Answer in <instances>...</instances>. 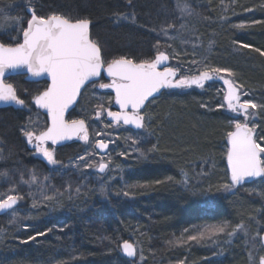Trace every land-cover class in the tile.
<instances>
[{
    "label": "trees",
    "instance_id": "trees-1",
    "mask_svg": "<svg viewBox=\"0 0 264 264\" xmlns=\"http://www.w3.org/2000/svg\"><path fill=\"white\" fill-rule=\"evenodd\" d=\"M29 8L38 16L55 13L90 20L91 37L105 61L120 56L153 60L163 52L179 76L214 68L231 71L247 98L260 106L251 123L257 127L256 141L264 144V0H0V42H20ZM7 82L28 107L0 110V173H6L0 175V198L23 197L14 206L15 218L0 216V264H134L119 251L131 238L142 247V264H167L174 257L183 264H259L264 256L261 236L254 251L242 236L179 249L169 243L185 230L206 224L238 226L254 220L260 235L264 230V178L231 193L215 188L217 172L228 177L226 140L239 119L219 107V82L206 83L201 90L166 89L145 109V129L121 131L123 139L111 149L110 176L99 184L86 172L91 179L76 194L85 174L78 162L84 148L75 142L55 149L63 167H50L35 157L21 129L35 116L40 131L46 126L31 100L39 90L23 76ZM95 94L91 101L96 106L107 105L112 97ZM87 95L69 118L85 119L93 127ZM130 136L139 137L134 148ZM153 145L156 150L150 151ZM184 173L187 187L181 183ZM33 174L45 182L44 188L36 190ZM136 184L152 188L127 191ZM256 184L259 192L249 193L247 187ZM123 192L129 195H118ZM44 195L54 199L44 200Z\"/></svg>",
    "mask_w": 264,
    "mask_h": 264
},
{
    "label": "snow or ice",
    "instance_id": "snow-or-ice-1",
    "mask_svg": "<svg viewBox=\"0 0 264 264\" xmlns=\"http://www.w3.org/2000/svg\"><path fill=\"white\" fill-rule=\"evenodd\" d=\"M30 14L31 19L26 22L27 26L21 29L22 43L17 42L14 46L0 43V102L6 105L28 107L25 100L17 95V88L12 83L6 82V73L19 74L20 70L26 69L27 74L32 78H50V85L35 95L34 103L38 108L47 110L51 126L40 132L21 129L27 138V143L33 145L35 153L42 156L50 165L63 167L56 159L54 151L48 148V141L57 144L76 137L85 143L89 142L88 126L85 120H66L65 113L80 96L81 88L89 81L95 83L94 78L101 75L105 64L107 65L106 72L112 80L110 83H100L98 87L114 89L115 103L121 109L119 112L108 111L107 116L111 117L116 124L122 122L125 125H133L136 129L146 128V113H142L141 109L145 107V102L149 101V97L159 93L162 88H190L193 85L203 88L206 81L213 79L210 72L205 70L198 75L183 76L173 82L177 75L176 70L170 67H165L163 71L158 70V66L168 60V56L163 52H159L153 60L137 62L127 56H120L111 61H105L101 54L100 44L90 36V20H72L55 13L47 17L38 16L34 9H30ZM165 35H167L166 30ZM244 47L249 46L244 45ZM257 51L260 50L257 49ZM261 54L264 55V53ZM212 71L219 73L228 70L213 69ZM224 83L229 86L225 99L232 112H242L247 117L250 115L249 109L260 107L251 100L241 102L239 92L233 86V82L225 80ZM99 115L98 110L97 117ZM234 128V131L228 133L231 147L227 154V161L231 172V183L223 186L225 191H232L246 179L264 178V159H262L264 146L257 143L253 129L247 123L242 124L237 120ZM96 135L101 136L104 133L98 132ZM136 142V140L132 141L133 144ZM109 143H114V141L95 140L93 144H90L93 151L79 156L78 160L84 161L85 167H92L93 165L88 162V156L95 155L96 150H107ZM155 150L156 145H153L150 151ZM0 159L3 157L0 156ZM108 167L109 164L101 157L96 170L104 173ZM0 175H6V173H0ZM183 175L184 179L181 183L187 187V174ZM32 180L35 181L34 174ZM21 182L29 183L23 181L22 178ZM155 183L160 184L163 181L157 180ZM79 191L80 189L77 188L76 192L79 193ZM100 191L107 194L104 188ZM119 194L129 195L128 192ZM22 199L23 197L19 195H7L6 198H0V214H11L15 218L14 206ZM43 199L53 200L54 197L44 195ZM33 206H36L35 201ZM227 227V223L207 226L197 234L187 236V241H199L206 236L210 238L224 233ZM240 228H243L242 224L237 226V229ZM237 229L229 235H235ZM183 242L185 241L180 239L174 242L169 241L170 244L176 245ZM261 242L264 243V238H261ZM122 253L128 258H134L137 256V249L132 243L125 241L122 245ZM260 264H264V257L261 258Z\"/></svg>",
    "mask_w": 264,
    "mask_h": 264
},
{
    "label": "rangeland",
    "instance_id": "rangeland-1",
    "mask_svg": "<svg viewBox=\"0 0 264 264\" xmlns=\"http://www.w3.org/2000/svg\"><path fill=\"white\" fill-rule=\"evenodd\" d=\"M214 69H218V68H214ZM212 70L213 69H209V72H210L211 75L216 76V77H223V78H225L227 80H231L233 82V86H235V87H237L239 89V95H240V101L241 102L250 100V99L247 98V94L233 80L234 74L231 71L228 70L227 72L221 71L219 73H216V72H213ZM181 77H183V76H179L178 79L181 78ZM207 83H210V82H207ZM219 83L222 85V88L219 89L218 93H221L222 97H223L222 102H221L219 107L223 108L224 110H226L228 112H232L231 109L228 108L227 101L225 100V97L227 96V93H228L227 86L224 85L221 82H219ZM99 84H95V83L92 84L90 86V90L91 91L86 96V102L88 103L86 105V107L88 105H91L89 119L92 120L93 127L89 126L90 128H89V131H88V133H89V142L88 143H85L84 141H82L80 139L78 141L79 145H81L84 148V154L83 155H86L87 152H92L93 151V149L90 147V144H93L94 141L97 140V139L105 140V142H108L109 140H111V141H114V143L116 144L117 141L123 139L120 136V133H121L122 130L126 129V127L124 125L116 124L115 122L108 121V119H107V117H108L107 116V112L108 111H112L111 108L113 106V97H111L109 99V101H107V103H108L107 105H105L104 103L98 102V104L96 106V102H94V100L91 101V99H92L91 96L92 95H93V99L94 98L97 99L96 98L97 96H96L95 92L98 91V85ZM166 89H170V88H166ZM176 89H179L181 91H186V90H188L190 88H176ZM197 89L201 90L202 88H197ZM33 98H34V96H31V100ZM252 102H254V101H252ZM92 105H94V106H92ZM100 106H102V107H100ZM98 110L100 112L99 117H97V111ZM254 111H256V109H249L250 115L247 116V117L245 115H243L242 113H234L233 112V114L236 117H239L238 121L240 123H247L253 129V131L255 133V137H256L257 133H258L257 132V127L254 124L251 123V122H253V120L255 118V113H253ZM32 118H33V122H29V124H28L29 127L28 126H26V127H28L27 128L28 130H33V131L39 132L40 129H38V127L36 125V124H38V121H37L38 119H35V118H37L36 116L32 117ZM236 121L237 120H235L233 122V124H232L233 127H234V123ZM34 125H36V127ZM27 129L25 128V130H27ZM98 132L104 133V135L97 136L96 133H98ZM130 138L131 139H129V137H128V139L131 140V141H133V140L137 141L139 137L138 138H133L132 136H130ZM131 141H130V144H131L130 146L132 148H134L135 147L134 145H136L137 142L135 144H132ZM226 141H227V148H226V151H225V161H226L227 152H228V149H229V146H228V135H227V140ZM114 143H109L110 148H109L108 153L101 154L98 150H96V154L95 155L88 156V162L93 165L90 168L84 166V161L78 160V162L80 164V169H82L81 171H85V174L84 175L81 174V177H80V179L82 181L81 182L82 184L79 187V189H80L79 193L84 188L85 183H88V180L91 179V177H90L91 175H89V174H92L96 178V181L99 184H100V181H102L103 179H106V178H108L110 176V174L112 173L111 172V170H112L111 165H112V162H113V157L111 155V149H113V146L115 145ZM260 144L262 146H264V144H262L261 142H260ZM48 148L50 150H53L54 153H55V149L53 147L48 146ZM34 155H35V157H37L39 159H42V161H44L48 166L57 167V166H53V165L48 164L47 161L42 156H40V155L35 153V150H34ZM101 157H103L104 162L109 164L108 169H106L104 173H99L96 170L97 165L101 162ZM262 159H264V156H262ZM201 170H202V175H203V171L205 170V167H204V169H201ZM86 172H89V174H86ZM217 175H219V177H218V180L216 181L215 188L220 189L223 192H227V193L234 192L237 189V188H235L232 191H225L223 186L226 185V184H230L231 183L229 174L227 173L228 177H225L223 175V173L222 172L220 173V171H219V172H217ZM38 182H40V183H38ZM34 183H35L34 185L37 186L36 190H38L39 188H44V186H42V185H44L45 182L38 181V179H35ZM188 185H189V180H188ZM258 186H259V184H256V185H254L252 187H247L248 189L247 188L246 189L248 190L249 193L256 194V193L259 192V189H258L259 187ZM243 187H245V185L242 186V187H239V189H242ZM151 188H152V185H149V184H136V185H133L132 187H128V188L126 187L127 191L132 192L133 194L135 193V191L146 192V191H149ZM41 191H43L45 193V190H41ZM76 193H77L76 191L73 192V194H76ZM130 197H132V194H130ZM19 202H20V200L18 201L17 204H19ZM251 221L253 223H250L248 225H243V228H240V229H237V226H231V225H229L227 223L228 227H227V229H226V231L224 233H220V234L211 236L210 238L206 236L205 238L200 239L199 241H187V236L197 234L198 231L203 230V228H205L207 226H210V225H223V224H225V222L214 223V224H206V225H203V226H200V227L195 226V227H193V228H191V229H189L187 231L185 230L184 232L180 233V235L177 238L175 237L173 239V242L178 240V239L185 241V242L180 243L178 245L172 244L174 246L173 249H179V248H182V247H196V246L198 247V246H206V245H210V244H213V245L219 244L222 241L221 236H224L223 239L224 240H228V242H230L231 240H234L235 238H237L239 236H242L246 240V244L249 246V248L254 251V249L257 246L256 239L258 237H260L261 235L259 233V228L255 227V223L256 222L254 220H251ZM234 229H237L236 232H235V235L230 236L229 233H231ZM130 240L136 245V247L138 249V259H137L136 262H134V264H142L143 261H144L143 256H142L143 255L142 254V247L134 239L131 238ZM120 254H121V252H120ZM183 263H184L183 261H180V260L176 259V257H174V260H172L171 262H168L167 264H183ZM54 264H60V263H54Z\"/></svg>",
    "mask_w": 264,
    "mask_h": 264
},
{
    "label": "water",
    "instance_id": "water-1",
    "mask_svg": "<svg viewBox=\"0 0 264 264\" xmlns=\"http://www.w3.org/2000/svg\"><path fill=\"white\" fill-rule=\"evenodd\" d=\"M27 13L30 15V18H29V20L31 19V14H30V8L27 10ZM36 14V13H35ZM37 15V14H36ZM91 25H92V23H90V26H89V31H90V36H91ZM27 26V25H26ZM23 41H22V34H21V38H20V43H22ZM0 43H2V42H0ZM14 46V45H13ZM101 54H102V51H101ZM106 67H107V65L105 64V69L104 70H102L101 71V75L99 76V77H97V78H94L95 79V83H98V82H102V80L103 79H105V80H108L109 81V83L111 82V80H112V77H110V76H108V74H107V72H106ZM165 67H170V61H169V57H168V60H166L165 62H163L161 65H159L158 66V70H160V71H163L164 70V68ZM170 68H172V67H170ZM175 70V69H174ZM176 73H177V75H176V77L173 79V82H175V80L176 79H178V77H179V74H178V72L176 71ZM17 76H23L24 77V80L26 81V82H30V83H38V82H47L48 83V86L50 85V78H48V77H42V78H32L30 75H28L27 74V72H26V69H22V70H20V72H19V74H16V73H12V74H8V73H6V76H5V80H6V82H7V80L8 79H10L11 77H17ZM213 76V75H212ZM225 80H227V79H225V78H223V77H216V76H213V79L212 80H209V81H206L205 82V84H204V86L206 85V83L207 82H221V83H223L224 85H226L227 86V89H228V85L227 84H225L224 83V81ZM38 81V82H37ZM93 82L92 81H89V82H87L85 85H84V87H82L81 88V94H80V96H78L77 97V100H76V102L73 104V105H71L70 107H69V109L67 110V112L65 113V119L66 120H69V116H70V114L76 109V107L78 106V104H79V102H80V99H81V96H82V93H83V91L85 90V88L87 87V86H89L90 84H92ZM235 87V86H234ZM190 88H200V87H197V86H195V85H193L192 87H190ZM237 90H238V92H239V89L237 88V87H235ZM98 89L100 90V91H102V92H111L112 94H113V96H114V109H115V111H113V112H119V111H121V109H120V107H119V105L117 104V103H115V90L114 89H101V88H99L98 87ZM166 90V88H162L161 90H160V92L159 93H156V94H154V96L153 97H149V101H146L145 102V107L143 108V109H141V112L146 108V106H147V104L150 102V101H152V100H154L155 98H157V97H159L164 91ZM17 95H18V93H17ZM226 100V99H225ZM33 104H34V106L36 107V109L41 113V114H43L44 116H46V119H47V123H48V126H47V128L48 127H50L51 126V119H50V116L48 115V113H47V110H45V109H41V108H38L36 105H35V103H34V100H33ZM21 106H18V105H6V104H4L3 102H0V110H2V109H7V108H15V109H18V108H20ZM242 113V112H241ZM243 114V113H242ZM244 115V114H243ZM107 119L109 120V121H111V122H114L113 120H112V118L111 117H107ZM70 121V120H69ZM120 124H122V125H124L125 127H128V128H130V129H134V130H136V131H138V130H141V129H136L133 125H125V124H123L122 122L120 123ZM242 124H244V123H242ZM249 126V125H248ZM250 127V126H249ZM46 128V129H47ZM251 128V127H250ZM45 129V130H46ZM235 130V129H234ZM233 130V131H234ZM254 132V131H253ZM255 134V133H254ZM79 141V138H76V137H74V138H72V139H70V140H64V141H61L60 143H57V144H53L51 141H48L47 142V145H50V146H52L53 148H55V149H58V148H61V147H64V146H66V145H69V144H72V143H75V142H78ZM30 145V144H29ZM228 146H229V149H230V147H231V145H230V140H229V137H228ZM30 147H32V148H34L33 147V145H30ZM109 148H110V146H108V149L107 150H98L101 154H106V153H108V151H109ZM229 149H228V151H229ZM227 154H228V152H227ZM226 166H227V171H228V174H229V177H230V175H231V172H230V167H229V165H228V161H227V157H226ZM259 177H257V178H255V179H246L245 180V182H243L241 185H238L236 188H239V187H242V186H244V185H246V184H249V183H252V182H254L256 179H258ZM16 206V205H15ZM1 215H3V214H0V216ZM261 238H264V230H263V232H262V234H261V237H260V242H261ZM125 241H127V242H129V243H132L135 247H136V245L131 241V240H125ZM124 241V242H125ZM123 242V243H124ZM123 243H121V245H120V252H121V255L123 256V257H125L126 259H128L129 261H131V262H136L137 261V259H138V249H137V247H136V249H137V256L136 257H134V258H128V257H126L123 253H122V245H123ZM261 245H262V247H263V250H264V243H262L261 242ZM264 257V256H263ZM262 258V257H261ZM261 258H260V261H259V264H260V262H261Z\"/></svg>",
    "mask_w": 264,
    "mask_h": 264
},
{
    "label": "flooded vegetation",
    "instance_id": "flooded-vegetation-1",
    "mask_svg": "<svg viewBox=\"0 0 264 264\" xmlns=\"http://www.w3.org/2000/svg\"><path fill=\"white\" fill-rule=\"evenodd\" d=\"M30 85H34V86H36L35 88H33V89H36V90H39V92H41V91H43V90H45L46 89V87L48 86V83L47 82H38V83H30V82H28ZM99 83H109V81L108 80H105V79H103L102 80V82H98V83H95V84H99ZM92 84H94V83H92ZM92 84H90L89 86H87L86 88H85V90L83 91V93H82V96H81V99H80V102H81V100H82V98H83V96L86 94V93H89L91 90H90V86L92 85ZM98 91H100L99 89H98ZM100 92H102V91H100ZM106 93H110L111 95H112V97H113V106H114V96H113V94L111 93V92H107L106 91ZM35 97V96H34ZM111 97V96H110ZM33 100H34V98L32 99V104H33ZM80 102H79V104H80ZM151 102V101H150ZM149 102V103H150ZM148 103V104H149ZM79 104H78V106H79ZM148 104H147V106H148ZM33 106H34V104H33ZM78 106L76 107V109L78 108ZM112 106V108H111V110H112V112L113 111H115V109H114V107ZM147 106H146V108H147ZM34 108H35V110H37L36 109V107L34 106ZM145 108V109H146ZM15 109V108H14ZM18 109H23V107H20V108H18ZM75 109V110H76ZM145 109L142 111V113H144V111H145ZM74 110V111H75ZM38 111V110H37ZM41 114V113H40ZM41 116L46 120V126H45V128H43L41 131H44L46 128H47V126H48V123H47V119H46V116H44L43 114H41ZM81 119V118H80ZM69 120H71L70 118H69ZM78 120V119H77ZM85 120V119H84ZM109 121V120H108ZM85 123H86V125L88 126V131H89V123L85 120ZM126 128H128V127H126ZM128 129H130V128H128ZM28 130V129H27ZM131 130H134V129H131ZM142 130V129H141ZM134 131H136V130H134ZM139 131V130H138ZM40 132V131H39ZM25 142H26V144H27V147H28V149L30 150V151H33V154H34V148H32V147H30V145H29V143H27V138L25 137ZM48 146H50V145H48ZM52 147V146H51ZM55 149V148H54ZM40 160H42V159H40Z\"/></svg>",
    "mask_w": 264,
    "mask_h": 264
}]
</instances>
